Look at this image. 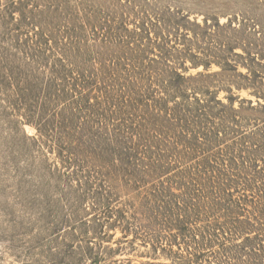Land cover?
<instances>
[{"label": "rangeland", "instance_id": "obj_1", "mask_svg": "<svg viewBox=\"0 0 264 264\" xmlns=\"http://www.w3.org/2000/svg\"><path fill=\"white\" fill-rule=\"evenodd\" d=\"M0 264H264V0H0Z\"/></svg>", "mask_w": 264, "mask_h": 264}]
</instances>
